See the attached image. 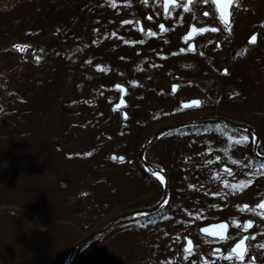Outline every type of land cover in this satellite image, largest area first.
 Wrapping results in <instances>:
<instances>
[{"label": "rangeland", "instance_id": "obj_1", "mask_svg": "<svg viewBox=\"0 0 264 264\" xmlns=\"http://www.w3.org/2000/svg\"><path fill=\"white\" fill-rule=\"evenodd\" d=\"M72 1L61 0L66 8L61 35L66 41L61 44V55L80 53L83 62L88 58L99 59L94 66L103 68L106 65L111 74L112 80L106 82L119 80L120 66L115 60H120L121 56V68L128 71L136 59L126 53L131 50L121 48L122 39H111L106 34L108 24L119 23V20L111 17L112 10L96 9L84 0L80 7L93 14H84L82 23L71 22L72 10L77 12L71 9ZM57 3L59 0H0V264H65L82 238L125 209L157 204L162 196L161 187L137 169L138 152L132 151L141 140L142 144L149 137L151 130L155 132L173 124L172 120L151 123L147 109L158 113L172 106L173 99L158 101L150 90L154 86L168 88L171 79L167 68L169 71L177 69V60L182 59L173 63L164 62L165 59L154 62L156 66L146 85L148 88L144 85L147 76L139 77L140 90L134 85L129 89L127 109L130 116L123 123L114 118L105 103L81 82L71 80L68 83L67 67L75 64L70 58L65 59L67 72L52 73L53 68L58 67L54 58L58 49L49 50L48 46L40 45L47 53L44 65L21 64V54L14 42L29 40L33 35L37 39L41 34V38L47 37V31L53 29L48 24L56 19L49 16L47 5ZM240 8L233 11L234 24L238 17V32L232 29L230 40L241 52V58L246 55L244 65L248 64V71L247 68L236 69L238 72L233 75L237 83L229 80L220 85V90L239 91L245 84L239 78L246 71L249 74L245 79L253 76L250 80L251 89H255L253 97L238 94L240 109L233 115L247 119L260 129V145L264 151V1L254 3L251 8ZM135 11L136 6L122 14L129 16ZM33 24H36L32 28L34 31L29 28L21 31L24 26ZM98 30L102 33H96ZM252 30H257L263 39L257 47L249 49L245 39ZM56 31L60 33L61 28ZM77 31L81 38L76 36ZM184 31L185 26L177 31L175 45ZM161 40L147 43L142 49L143 57L153 58L156 52L168 56L173 42ZM71 46L73 50L68 53ZM83 62L77 65H84ZM91 72L87 69L85 74ZM86 84L91 85V80ZM99 86L104 87V84ZM97 89L96 85L91 86V90ZM107 97L111 99L113 95ZM183 131L169 132L147 149L149 157L162 165L171 178L169 206L161 207L167 211L158 214L154 221L132 220L118 224L85 249L75 264H183L171 261L173 254L184 258L187 261L184 264H201L198 260L200 246L208 243L205 247L208 251L204 248L208 255L211 241L198 229L215 218H230L231 204L219 195L220 190H227L228 199L233 191L225 186L226 182L241 183L234 176L223 177L212 157L218 153L225 163L240 172L247 156L244 155L245 146L235 143L240 140V134L223 124L200 136H187ZM247 146L251 145L247 143ZM112 154L123 156V159L121 162L111 160ZM252 155L259 157L254 152ZM254 162L249 166L254 172L249 185L256 190L264 187V168L257 166L264 162L256 159ZM25 193L33 197L32 202L39 197V203L11 205L12 201L25 202L28 199ZM244 200L253 201L250 195ZM185 236L193 240L191 254L183 251Z\"/></svg>", "mask_w": 264, "mask_h": 264}, {"label": "flooded vegetation", "instance_id": "obj_2", "mask_svg": "<svg viewBox=\"0 0 264 264\" xmlns=\"http://www.w3.org/2000/svg\"><path fill=\"white\" fill-rule=\"evenodd\" d=\"M82 1L84 0H77L76 2L73 0V3L79 6ZM85 1L92 3L91 7H95L96 9L101 7V9L107 8L113 11L111 17H115L119 20V23L112 22L109 24V36L111 39H122L120 42L121 48L124 46V49L131 50L126 53L136 58L129 66L128 71L121 68L123 66V61L119 63L120 67H118V69L122 70L124 73L128 72L126 79L122 75V72H118L121 75L119 76V83L126 89L124 100L127 105L131 86L134 85L135 88L140 90L141 84L139 83V77L141 75L147 76V80L144 84L145 86L148 84V81L152 79L154 73L153 69L156 66L154 62L165 59L164 62L171 61V63H173L177 59H182L180 61L177 60L179 62L177 67H175L177 69L169 71V68H167L166 73H169L171 79L168 88L154 86L150 90L154 92V96L158 101L174 100L172 106L166 111L157 113L152 108L147 109V116L151 123H164L171 120L173 123L204 121L215 117H225L231 120L249 122L247 119L235 117L233 115L240 109V104L237 102V95L253 97L252 93H255V89H251L250 85V80L253 76L251 75L245 79L246 74H249L247 73L248 64L246 63L244 65L246 55L241 58V52L238 51L236 45L232 44L230 40V38H232L231 30L234 29L236 33L238 32V18L236 19L237 22L234 24L233 11L240 7V9L251 8L254 3H260V1L263 2L264 0H259L258 2H254L253 0H233V4L227 7L228 25H225L221 19V11L224 10L223 0H220L218 4H212L211 2L205 3L204 0H194L193 4L187 5L190 9L188 12H185L182 7H177L170 16H166L163 13V8L157 0H148L147 4H145L143 0H125L120 2L117 0ZM135 6L137 11L132 12L129 16L124 15L126 10L131 11ZM205 12H208L209 15L205 16ZM149 16H151L152 19H148ZM125 21H129V23H125ZM154 24L155 28L152 29V25ZM161 24L165 26L163 31H161L159 27ZM112 25H116L117 28H111ZM183 26H185V31L182 37H179L175 45V35ZM201 28L205 29V31H199ZM213 28L218 30L213 32L211 31ZM193 29H196V31H193ZM150 33H155V35H151ZM254 34H256V40L251 43L249 40ZM158 39H162L161 41L169 40L168 42H173L171 53L168 56H162L160 53L156 52L153 58H149L147 55L144 58L142 49L147 46V43L157 41ZM262 39L263 37H260L257 30H252L246 36L245 41L249 49H251L252 47H257L259 43L261 44ZM57 41H59V37ZM24 46H26L25 49H19L21 52H27L29 49L30 53L35 51L34 47L30 46V48L27 45ZM160 49L158 51H160ZM182 49L183 51H181ZM38 50L39 54H44L41 49ZM262 53L264 55L263 51ZM34 60L37 61L36 57ZM240 68H247L245 74L239 78V81L245 82V84L241 83L242 89L240 88L239 91L231 90V92H223L220 90V85L222 83H227L229 80H234V82L237 83L233 74L240 71ZM236 69L238 71H236ZM94 72L98 71L95 70ZM161 77L165 79L164 76ZM146 88L148 87L146 86ZM144 90L145 87L142 88L141 95ZM193 100L200 101L199 105H193ZM241 101L246 102V100ZM127 105L125 107L126 119L130 116ZM217 126L218 125L206 127L202 131H187L185 134L187 136L190 134L200 136L204 135L205 131L215 129ZM256 128L261 139L260 129L257 126ZM233 133H239L240 139L244 136L249 137L248 140L240 143L245 146L244 155L247 156L246 163L242 164V168L245 166L244 169L241 168L240 172L237 171L233 166L231 167L225 163L218 153L214 154L212 159L219 165V170L220 173L223 174V177L234 176L235 178H239L240 182L244 183V187L235 190L232 189V195L228 199L227 190H220L219 195L224 197V199L231 204L229 210L232 214H230V218L228 219L225 217H220L219 219L215 218L206 224L225 222L229 225L226 235H230L231 239L220 240L218 238H208L211 241V251L209 250V254L207 255L205 252V247L208 245L207 242L202 243L200 250L198 249V260H200L201 264H240V262L235 259L227 260L224 259V257L230 254V250L243 236L255 237V239H250L245 242L247 252L245 254L244 264H264V247H260V245H264V210L256 208V205L259 203H264V187H259L254 190L253 185H249V182L252 181L254 176V172L252 170L250 171L249 166L255 164L252 155V135L242 131H235ZM247 143L251 146H247ZM258 151L264 155L261 146H259ZM201 158L202 157H200V159ZM226 169H231V175L225 171ZM183 171L184 170H182V172ZM176 176H179V173H177ZM249 195L253 199L251 202L244 200V198ZM255 197L258 198L255 199ZM244 205H248L249 209H255V211L245 209ZM249 222L252 223L253 227L246 231L243 225ZM237 225H240V227H237ZM186 237L188 236L184 237L185 242ZM215 249H219L220 251L217 253ZM206 251L208 250L206 249ZM170 259L173 262H183V264L187 262L184 258H180L175 254L171 255Z\"/></svg>", "mask_w": 264, "mask_h": 264}, {"label": "snow or ice", "instance_id": "obj_3", "mask_svg": "<svg viewBox=\"0 0 264 264\" xmlns=\"http://www.w3.org/2000/svg\"><path fill=\"white\" fill-rule=\"evenodd\" d=\"M143 2L145 4L148 3V0H143ZM158 3L161 4L162 8H163V13L166 16H170L171 13L177 8V7H182L183 10L185 12H188L190 9L187 7V5L189 4H193L194 0H157ZM205 3H209L211 2L212 4H218L220 3V0H204ZM223 4H224V10L221 11V19L223 21V23L225 25L229 24V21L227 19L226 16V12L225 10L227 9L228 5L233 4V0H223ZM205 16H208L209 13L205 12L204 13ZM148 19H152L151 16L148 17ZM125 23H129V21H125ZM161 31L164 30L165 26L163 24H161L160 26ZM218 29L213 28L211 29V31L215 32ZM193 31H196V29H193ZM199 31L203 32L205 31V29L201 28L199 29ZM151 35H155V33H150ZM256 37L253 36L252 40L250 42H255ZM14 47H16L17 49H21L22 46L20 45H15ZM26 47V46H23ZM190 50H194V49H190ZM183 51V49L181 50ZM37 61H39L40 57L36 58ZM200 101L198 100H193L192 104L193 105H199ZM124 104V101L121 100V105ZM187 106V105H186ZM119 108V105L117 106ZM114 111L116 109H113ZM127 118V116H125V119ZM249 137L248 136H244L242 137L240 140L235 141L236 144H240L242 141H246L248 140ZM86 155H91V153H87ZM113 159H116V157H113ZM123 159V158H121ZM233 163H235V161H233ZM261 168H264V164L261 165ZM229 175H231V169H226L225 170ZM226 187H230L232 189H237V188H243L244 187V183L241 182L239 185H234V184H228L226 182L225 184ZM244 208L250 211H255V209H249L248 205H244ZM256 208L260 209V210H264V203H259L258 205H256ZM229 225L227 224H219V225H215L213 227V229H209V228H202L201 231L212 236V237H216L219 238L220 240H227V239H231L230 235H225V232L227 231ZM237 227H240V225H237ZM244 229L247 231L248 229H252L253 225L251 222L247 223L246 225H243ZM250 239H255V237H249V236H243L238 243L235 244V246L230 250V254L226 257H224V259L227 260H233L235 259L236 261H239L240 264H244V260H245V254L247 252V247H246V241H249ZM260 247H264V245H260ZM193 251V243L191 240H189L187 242V248H185V252L188 254H191ZM219 249H215V252H219Z\"/></svg>", "mask_w": 264, "mask_h": 264}, {"label": "water", "instance_id": "obj_4", "mask_svg": "<svg viewBox=\"0 0 264 264\" xmlns=\"http://www.w3.org/2000/svg\"><path fill=\"white\" fill-rule=\"evenodd\" d=\"M217 120L219 121H223L226 124L232 126V127H236V128H240V129H244L246 131L252 132L254 137H255V144H254V150L256 149L257 145H258V137H257V132L254 129H251L248 125L243 124V123H237V122H232L230 120L224 119V118H218ZM209 122H213V121H209ZM181 127L180 126H171V127H166V128H162L160 130H158L157 132H155L151 137H149L141 146L140 148V152H139V159L143 165V167L146 169L147 172H149L152 176L157 177L159 179L162 180L163 182V194H162V198L161 201L153 206L150 207H144V208H140V209H134L131 211H127L124 212L114 218H112L111 220H109L103 227H101L100 229L90 233L88 236H86L84 239H82L73 249L72 251L69 253L68 257H67V261L65 264H75L76 259L81 255V253L91 244H93L94 242H96L103 234H105L108 230L112 229L115 225L130 220V219H134L136 217L145 215V214H149L152 213L154 211H156L158 209V207L165 201V199L168 196V183H167V179L166 176L164 175L163 171L160 169V167L148 163L145 160L144 157V152L147 149V147H149L156 139H158V137H160L163 133H165L166 131L172 130V129H177ZM254 153L256 154V151H254ZM261 160H264V157H258ZM214 226H209V227H205V228H209V229H213ZM202 232V231H201ZM203 234H206L204 232H202ZM208 235V234H206Z\"/></svg>", "mask_w": 264, "mask_h": 264}, {"label": "trees", "instance_id": "obj_5", "mask_svg": "<svg viewBox=\"0 0 264 264\" xmlns=\"http://www.w3.org/2000/svg\"><path fill=\"white\" fill-rule=\"evenodd\" d=\"M84 72H83V70H81V71H79V73L77 74V76H76V79H79V81H82L81 83L83 84V86H86V80H83L82 79V77L84 76V74H83ZM69 75H71V73L69 72ZM87 87V86H86ZM65 111H67V110H65ZM64 111V112H65ZM154 131V129L153 130H151L150 131V133H152ZM149 133V134H150ZM143 140H141L140 141V143H138V146H137V148H135V150L134 151H132V152H135V154H137V151H138V149H139V146L141 145V142H142ZM135 161H136V163L138 164V167H137V169L139 170V171H142V174L145 176V177H147V178H149V179H152L151 178V176L149 175V174H147L146 172H144V170L141 168V165H140V162L138 161V159H137V157H136V159H135ZM26 194V193H25ZM26 196L28 197V199L27 200H25V202H22V203H17V201H12V202H14V204H11V205H13V206H17V205H22V206H24V205H26L27 203H29V204H36V203H39V197H38V200L36 201V202H32V196H29V194H26ZM135 207H129V208H127V209H125V211L126 210H130V209H134ZM48 211H46V212H44V213H47Z\"/></svg>", "mask_w": 264, "mask_h": 264}]
</instances>
